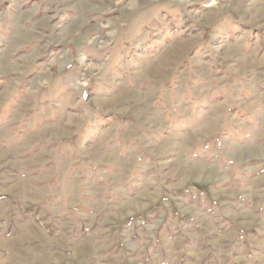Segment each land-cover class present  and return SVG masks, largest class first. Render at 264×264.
<instances>
[{
	"label": "rangeland",
	"instance_id": "rangeland-1",
	"mask_svg": "<svg viewBox=\"0 0 264 264\" xmlns=\"http://www.w3.org/2000/svg\"><path fill=\"white\" fill-rule=\"evenodd\" d=\"M0 264H264V0H0Z\"/></svg>",
	"mask_w": 264,
	"mask_h": 264
},
{
	"label": "bare ground",
	"instance_id": "bare-ground-1",
	"mask_svg": "<svg viewBox=\"0 0 264 264\" xmlns=\"http://www.w3.org/2000/svg\"><path fill=\"white\" fill-rule=\"evenodd\" d=\"M156 69V68H155Z\"/></svg>",
	"mask_w": 264,
	"mask_h": 264
}]
</instances>
